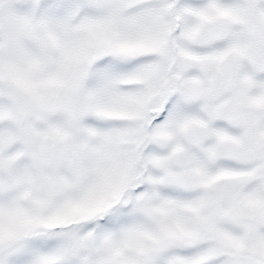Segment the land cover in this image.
<instances>
[{
	"label": "snow or ice",
	"instance_id": "snow-or-ice-1",
	"mask_svg": "<svg viewBox=\"0 0 264 264\" xmlns=\"http://www.w3.org/2000/svg\"><path fill=\"white\" fill-rule=\"evenodd\" d=\"M0 264H264V0H0Z\"/></svg>",
	"mask_w": 264,
	"mask_h": 264
}]
</instances>
